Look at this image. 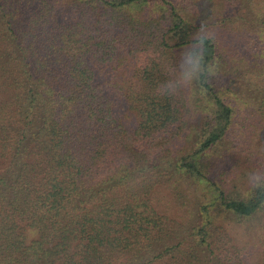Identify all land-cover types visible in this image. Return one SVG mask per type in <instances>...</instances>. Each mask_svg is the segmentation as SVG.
Listing matches in <instances>:
<instances>
[{"label":"trees","instance_id":"1","mask_svg":"<svg viewBox=\"0 0 264 264\" xmlns=\"http://www.w3.org/2000/svg\"><path fill=\"white\" fill-rule=\"evenodd\" d=\"M195 1L0 0V264H264L236 234L264 177L218 153L222 47L264 46V0Z\"/></svg>","mask_w":264,"mask_h":264},{"label":"rangeland","instance_id":"2","mask_svg":"<svg viewBox=\"0 0 264 264\" xmlns=\"http://www.w3.org/2000/svg\"><path fill=\"white\" fill-rule=\"evenodd\" d=\"M194 1L187 0L186 8L194 11L197 7ZM230 36L233 39L227 40L224 48L221 46L223 54L230 58L227 60L230 62V74L229 78H221L220 85L225 87L229 85V90H223L222 95L234 107L235 115L231 132L224 141L225 146L218 151L222 154L220 166H223L220 176L231 180L230 182L235 180L239 186H244L254 179L264 177V95L261 91L264 78L244 77L249 71L251 76L264 62V46H253L248 49L238 43L235 35ZM258 217L261 218L254 222L238 224L237 236L243 241L259 239L258 245L261 244V241H264V210Z\"/></svg>","mask_w":264,"mask_h":264},{"label":"clouds","instance_id":"3","mask_svg":"<svg viewBox=\"0 0 264 264\" xmlns=\"http://www.w3.org/2000/svg\"><path fill=\"white\" fill-rule=\"evenodd\" d=\"M197 37L200 43L199 50L194 51L191 54H186L183 58V63H191V66L194 70L201 66L203 49L205 48L206 42L212 39V34L204 25H201L200 29L197 31ZM185 76H187V73H185Z\"/></svg>","mask_w":264,"mask_h":264}]
</instances>
